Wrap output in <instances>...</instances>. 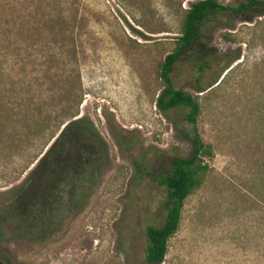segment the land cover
Masks as SVG:
<instances>
[{
	"label": "rangeland",
	"instance_id": "374dc122",
	"mask_svg": "<svg viewBox=\"0 0 264 264\" xmlns=\"http://www.w3.org/2000/svg\"><path fill=\"white\" fill-rule=\"evenodd\" d=\"M63 1L68 16L76 17L67 33L47 19L39 22L23 4L28 18L23 16L22 38L10 34L0 83L25 73L29 96L51 105L80 101L79 116L89 118L106 141L108 159L85 200L62 207L64 216L47 230L17 231L8 216L0 264H143L146 228L164 221L165 191L147 173L164 171L172 158L191 152L193 128L185 112L164 115L156 99L159 67L197 0ZM217 1L235 6L246 0ZM172 81L196 98L195 129L213 154L205 159L210 171L203 184L185 201L161 264H264V5L206 23ZM24 162L4 161L7 168H0L6 213L9 191L27 174L13 171Z\"/></svg>",
	"mask_w": 264,
	"mask_h": 264
},
{
	"label": "trees",
	"instance_id": "16d2710c",
	"mask_svg": "<svg viewBox=\"0 0 264 264\" xmlns=\"http://www.w3.org/2000/svg\"><path fill=\"white\" fill-rule=\"evenodd\" d=\"M23 4L35 11L39 22L47 19L59 32L67 33L68 24L76 21L63 8V0H0V58L5 63L10 34L17 32L21 37L23 16L28 18ZM263 5L264 0H246L235 6L222 5L217 0L195 1L185 11L174 49L159 67L162 88L156 99L157 109L164 115L184 111L185 122L193 129L188 156L172 158L164 171L147 173L165 191L160 205L164 221L160 227L146 228L143 264L163 262L168 241L179 228L185 201L203 184L210 171L205 159L213 154L211 145L204 143L195 129L200 113L196 98L175 87L172 73L182 57L198 43L206 23L224 16H241ZM46 7L50 8L48 14L43 13ZM5 74V68L0 67V77H6ZM17 76H10L8 85L0 83V168H7L4 161L16 165L24 159V165L13 172L20 176L26 171L27 174L8 193L5 204L11 206L10 212L0 207V241L4 240L2 225L10 215L17 231L34 234L51 227L54 220L64 216L62 207L72 208L85 200V192L108 159L106 141L89 118L79 116L80 101L76 106L64 101L51 105L43 97L28 95L31 82L25 73ZM120 141L119 136L116 142L120 145ZM135 172L142 173L137 164Z\"/></svg>",
	"mask_w": 264,
	"mask_h": 264
}]
</instances>
